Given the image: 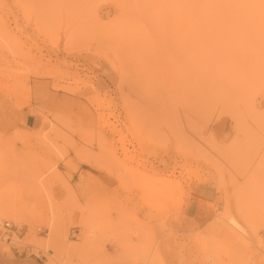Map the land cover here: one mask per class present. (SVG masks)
Here are the masks:
<instances>
[{
    "label": "rangeland",
    "instance_id": "rangeland-1",
    "mask_svg": "<svg viewBox=\"0 0 264 264\" xmlns=\"http://www.w3.org/2000/svg\"><path fill=\"white\" fill-rule=\"evenodd\" d=\"M0 209V264H264V0H0Z\"/></svg>",
    "mask_w": 264,
    "mask_h": 264
},
{
    "label": "crops",
    "instance_id": "crops-1",
    "mask_svg": "<svg viewBox=\"0 0 264 264\" xmlns=\"http://www.w3.org/2000/svg\"><path fill=\"white\" fill-rule=\"evenodd\" d=\"M37 90V101L32 100V104L34 101V106H37L40 108L42 105L44 107H47L45 105H48L49 103L46 102L49 97H51L53 94L51 89L43 82V83H37V85L34 87ZM43 91V92H42ZM41 94V96H40ZM43 95V99L41 98ZM57 98H62L64 101L67 99H74L79 100V97L76 95H65L63 93H56ZM73 96V98H72ZM81 101V100H79ZM43 102V103H42ZM42 103V105H40ZM57 103H55L54 108L56 109ZM42 111L43 109L46 110V108H40ZM66 109H68V106L63 105V113H65ZM37 110V109H36ZM35 120V115L28 109L27 114L25 117V123L26 126L31 127V124ZM225 133H228V129L225 127L224 129ZM218 197V192L215 187L211 186L210 184L203 183V182H197L193 183L190 189V193L183 199V202L181 204V214L185 219L187 220V224L189 226L193 227H204L206 226L214 217L215 214V203L216 199Z\"/></svg>",
    "mask_w": 264,
    "mask_h": 264
},
{
    "label": "bare ground",
    "instance_id": "bare-ground-1",
    "mask_svg": "<svg viewBox=\"0 0 264 264\" xmlns=\"http://www.w3.org/2000/svg\"><path fill=\"white\" fill-rule=\"evenodd\" d=\"M0 210H2V209H0ZM9 212L14 216V218H17V219H19V218H20V219H23V218H24L20 213H18L17 210H15V209H13V208L10 209ZM51 214H52V213H51ZM247 216H248V215H247ZM49 217H50V216H49ZM53 218H54V217H53ZM47 220H48V219H47ZM231 220H232V219H231ZM232 221H234V220H232ZM53 222H54L53 219H50L49 222H48L49 225L51 226V228L54 226V223H53ZM230 222H231V221H230ZM236 228H237V227H236ZM57 237H58V236H56V235L54 236V235H53V237H51V238L49 239V241H50V243H51L50 246L52 247V250L55 249V246H56L55 243L57 242ZM47 240H48V239H47ZM44 241H45V240H44ZM39 242H40V241H39ZM45 242H46V241H45ZM48 243H49V242H48ZM48 243H47V244H48ZM40 244H41V243H40ZM48 247H49V246H48ZM51 247H50V248H51ZM43 248H44V247H43ZM53 252H54V250H53ZM45 253H46V252H45ZM46 254H48V253H46ZM52 254H54V253H52ZM52 254H50V255H52ZM52 256H53V255H52Z\"/></svg>",
    "mask_w": 264,
    "mask_h": 264
},
{
    "label": "built area",
    "instance_id": "built-area-1",
    "mask_svg": "<svg viewBox=\"0 0 264 264\" xmlns=\"http://www.w3.org/2000/svg\"><path fill=\"white\" fill-rule=\"evenodd\" d=\"M18 229L12 225L9 222H3V232H2V237L4 239H9L11 241V235L15 233Z\"/></svg>",
    "mask_w": 264,
    "mask_h": 264
}]
</instances>
